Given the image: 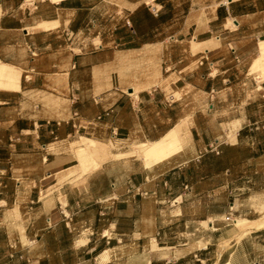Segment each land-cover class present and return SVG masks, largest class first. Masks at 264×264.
Here are the masks:
<instances>
[{"label": "crops", "instance_id": "0c3cea01", "mask_svg": "<svg viewBox=\"0 0 264 264\" xmlns=\"http://www.w3.org/2000/svg\"><path fill=\"white\" fill-rule=\"evenodd\" d=\"M147 1L0 0V264H264V0Z\"/></svg>", "mask_w": 264, "mask_h": 264}, {"label": "bare ground", "instance_id": "6f19581e", "mask_svg": "<svg viewBox=\"0 0 264 264\" xmlns=\"http://www.w3.org/2000/svg\"><path fill=\"white\" fill-rule=\"evenodd\" d=\"M54 1H58V0H54ZM52 26L53 25L51 23H45L42 24L40 28L46 29V28H51ZM196 47H198V45ZM250 71L251 74L255 75L256 73L261 80H264V42L260 44L259 55L254 60ZM17 84L18 82L15 79L7 75L6 66L0 64V88L13 90L17 87ZM79 144L81 145V143ZM82 148L83 147H78V149H82ZM180 149H181V141L179 139V130L172 129L165 136H163L160 140H157L156 142L142 143L140 145H137L136 149L134 151H131V153L135 156V158L140 160L146 168H150L177 154L180 151ZM99 150L100 149L95 150L96 154ZM118 156L120 155H116L115 157L117 158ZM122 156H124V154ZM235 225L241 229H246L247 221L236 220ZM262 228H264V219L257 221L254 225L251 226V229L253 230H259Z\"/></svg>", "mask_w": 264, "mask_h": 264}, {"label": "rangeland", "instance_id": "374dc122", "mask_svg": "<svg viewBox=\"0 0 264 264\" xmlns=\"http://www.w3.org/2000/svg\"><path fill=\"white\" fill-rule=\"evenodd\" d=\"M196 49H197V47L194 49V51ZM255 75L257 76L256 73H255ZM257 80L261 81V79L258 76H257ZM79 143H81V145ZM72 146H74V148H75V158H76V161L78 163L77 167H78V169L80 170L81 173H86L87 171H89L93 167H96L101 161L105 160L106 158H110V156H109L110 152L111 153L118 152L117 151L118 149H116V147H114V145H111L107 141L94 142V141H91V140H87V139L81 138L80 140H78L77 143H74ZM78 147H83V148L82 149H78ZM136 147L137 146H130V150L134 151L136 149ZM97 149H100V150L96 154L95 150H97ZM99 154H100V156H99ZM104 155H106V156H104ZM130 155H133V154L130 152ZM101 157H103L104 159L101 158ZM133 157H135V156L133 155ZM117 158H119V156ZM233 224L235 225V223H232V226L234 227ZM252 224L253 223H251V224L248 223L246 229H241V228H239L236 225H235L234 228L240 230L239 236H241L245 232L250 230L249 227ZM256 253H258L259 256L261 257L262 255H264V249L259 250Z\"/></svg>", "mask_w": 264, "mask_h": 264}, {"label": "built area", "instance_id": "2783aa9c", "mask_svg": "<svg viewBox=\"0 0 264 264\" xmlns=\"http://www.w3.org/2000/svg\"><path fill=\"white\" fill-rule=\"evenodd\" d=\"M152 2H153V0H148V4H149L148 6H149V8H151V10L155 13V12H157V11H156L155 8L151 5ZM232 52H233V50H232ZM104 114L106 115L107 112H105ZM100 117H101V116H97L96 119L99 120ZM219 147H220V143H219L217 140H215V141H213L211 144H209V145L207 146V148H206V152H210V153H212V154H214V155H218V154H219ZM224 220L227 221V222H230L229 216H226V217L224 218Z\"/></svg>", "mask_w": 264, "mask_h": 264}]
</instances>
